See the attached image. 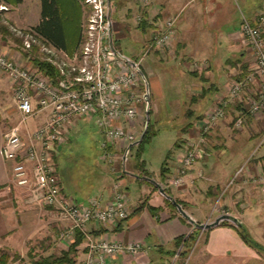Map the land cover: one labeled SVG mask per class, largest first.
Instances as JSON below:
<instances>
[{
	"label": "crops",
	"instance_id": "obj_1",
	"mask_svg": "<svg viewBox=\"0 0 264 264\" xmlns=\"http://www.w3.org/2000/svg\"><path fill=\"white\" fill-rule=\"evenodd\" d=\"M146 1L143 3L140 0H112L111 5L116 9L112 36L115 46L121 37L133 34L146 47L151 36L163 30L166 19L176 18L171 44L161 52L153 51V54L156 58L160 57L159 60L165 64L164 68L174 67L179 71L177 74L181 78L188 80L185 94L188 100L185 115L188 120L183 128L189 123L192 125L187 130L182 128L183 138L180 137L175 142L180 153L173 159L167 157L163 162L161 169H166L164 180L179 167V160L187 142L198 137V127L207 110L221 99L229 101L226 117L218 121L205 136L201 160L189 170L184 184L180 187H169L167 179L162 182L161 169L160 173L155 175L141 158L139 161H133L136 160L135 156L131 169L125 173H116L114 178L104 174L101 169V180L88 193H83L79 188L81 186L76 185L70 175L62 171V180L59 177L62 194L78 205H84L92 197L111 199L114 194L113 185L119 181L127 195L130 209L127 219L123 221L108 224L88 223L85 234H82L83 239L72 254L73 264H84L88 253L87 239L95 242H120L123 245L142 243L144 251L134 256L127 253L118 254L107 258V264H156L158 259L164 256L170 259L180 255L183 248L172 255L166 253L174 251V239L186 235L191 228L179 218V213L175 214V211L166 205L168 199L161 193V189H166L173 200L181 202V209L193 224L198 226L209 224L223 215L236 219L243 226L245 222L256 223L255 220L258 222L264 219V193L260 184L251 181L252 177H264V118H255L249 113L245 95L236 99L229 98L228 94L229 84L247 74L254 63L253 55L240 33L241 18L244 16L253 21L264 0ZM21 3H15V0H0V6L8 7L7 11L14 12L13 17L8 20L12 25L19 28L25 25L36 26L40 21V1L35 0L36 8L30 19L26 14L20 16ZM57 6L63 21L67 47L64 52L51 49L59 59L72 60L78 48L76 43H79L81 36L83 6L80 1L77 3L74 0H65V3L57 0ZM136 15L142 17L139 24L134 22ZM28 22L31 24H26ZM0 24L6 23L2 21ZM69 24L72 25L71 37L67 35ZM4 27H0V53L23 65H29L21 50L16 49L11 40H5V28L9 32L10 29ZM136 58L134 55L128 59L134 61ZM194 63L199 65L197 69L193 68ZM140 70L146 82L147 101L143 110L145 115H141L134 126H128L134 133L136 142L145 128L144 126L141 129L142 120L147 122L150 112L149 83L142 65ZM1 77L5 79L4 85ZM8 88H11L8 80L0 73V251H10L23 258L24 253L21 250L26 251L30 241H37L42 245L44 252L32 255L59 256L61 252L69 250L75 231L70 230V225L55 209L27 205L24 202L25 190L9 185L14 162L6 161L1 151L4 127L11 122L13 113ZM44 119L45 114H37L28 121L30 128H35ZM237 123H240L239 127H236ZM135 146L136 144H132L130 150H125L123 168L130 152L135 154ZM169 153L171 154V151ZM248 159L250 160L244 173L227 187V191L222 193L219 199L222 188L227 186L235 172ZM146 172L148 176H145ZM76 197H80V200H76ZM214 198L218 200L217 207L214 206L209 213L202 212L201 206L207 207ZM147 206L158 208L160 211L154 217ZM171 215H174V218L170 219ZM64 233H68L69 237L63 238ZM199 233L204 237V241L196 255V261L202 264H209L211 261L219 264L216 261L221 260L226 261L224 264H264L262 255L246 245L229 226H219L207 231L200 229Z\"/></svg>",
	"mask_w": 264,
	"mask_h": 264
},
{
	"label": "built area",
	"instance_id": "obj_2",
	"mask_svg": "<svg viewBox=\"0 0 264 264\" xmlns=\"http://www.w3.org/2000/svg\"><path fill=\"white\" fill-rule=\"evenodd\" d=\"M79 1L84 18L74 59L61 60L51 48L40 46L45 60L59 72L56 82L30 63L23 65L0 53V73L11 86L19 118L16 126L4 131L1 151L6 161L14 162L9 185L25 190L27 205L53 208L70 225V230L85 234L90 222L108 224L127 219L130 213L127 195L122 184L116 181L111 199L92 197L84 205H78L62 194L55 157L69 140L75 120L87 119L93 120L101 131V160L112 163L114 155L108 148L120 146L125 150L135 143L136 137L128 126H134L142 115L147 95L140 70L143 57L130 61L122 58L116 49L112 36L116 9L111 5L112 1ZM141 21V15L134 17L136 24ZM175 23L176 18L165 20L163 30L151 36L143 56L169 47ZM16 32L22 38V51L30 52L35 45H40L33 34ZM240 33L254 63L247 74L229 84V98L238 99L245 95L249 113L255 118H264V2L253 21L242 16ZM198 67L197 63L193 64L194 69ZM228 102L221 99L207 110L198 127V137L187 142L179 167L167 178L169 187L182 186L189 170L199 163L205 136L218 121L225 119ZM40 113L45 114L44 121L30 128L28 121ZM239 126L237 123L236 127ZM250 159L235 172L226 188L244 173ZM251 181L260 184L264 193L262 175L252 177ZM62 237L67 238L69 234L64 233ZM87 240L88 253L84 264H107V258L118 254L134 256L144 251L140 242L123 245L106 240Z\"/></svg>",
	"mask_w": 264,
	"mask_h": 264
},
{
	"label": "rangeland",
	"instance_id": "obj_3",
	"mask_svg": "<svg viewBox=\"0 0 264 264\" xmlns=\"http://www.w3.org/2000/svg\"><path fill=\"white\" fill-rule=\"evenodd\" d=\"M65 3V0H60ZM8 7L0 6V23L3 21L6 24H0V27L6 25L9 27L10 32L5 28V33L3 36L5 40H11L16 49L22 46V38L17 36L16 31H27L31 26L25 25L24 27H15L9 21L13 17V10L7 11ZM36 8L35 0H24L20 5V16H28V19L32 18V13ZM16 12V11H15ZM26 14V15H24ZM18 15V12H17ZM9 20V21H8ZM26 24H31L30 22ZM67 27V35L71 37L70 27ZM15 42V43H14ZM116 49L120 56L124 59L132 58L134 55L137 58H142V67L145 69V74L148 79V102L150 114L148 116V121L151 125L152 130L155 135L151 138L150 142L143 145L141 160L145 161L150 171L155 175L160 173L161 166L167 157L173 159L174 156L178 155L180 151H177L175 142L180 137L183 138L182 132L183 126L188 120L185 112H187L188 106L186 99V87L188 85V80L181 78L178 74V70L174 67L165 66L159 59L160 57H154L153 51L149 54L143 56L146 49L142 42H139L133 34H126L121 37L117 42ZM39 55L38 53L35 54ZM63 60V59H62ZM186 70V65L183 66ZM178 73V74H177ZM2 76V75H1ZM3 79V77H1ZM190 79V78H188ZM5 79H3L2 84L4 85ZM8 87V86H7ZM10 91L9 99H11V109L13 111L10 117V123L6 125L5 130L14 127L18 124L19 118L13 103L12 89L8 88ZM142 115L145 114L142 112ZM145 120H142L141 129L145 126ZM183 128V129H182ZM182 129V130H181ZM144 130V129H143ZM179 141V140H178ZM103 142V137L101 131L95 125L93 120L87 119H76L70 129L69 140L63 144L59 149V154L56 159L57 169L60 179L62 180V171L64 174L70 175L73 181L78 184L83 193H88L91 191L92 187H95L96 183L101 180L99 171L107 173L110 178H114V175L121 173L123 169L129 170L131 166L134 165L133 161L134 152L131 151L128 155V161L123 168V156L124 148L120 146L111 147V154L114 155L112 163L104 162L101 160L103 151L101 149V144ZM116 149V150H115ZM171 151V154L169 153ZM133 155V156H131ZM131 156V157H130ZM132 161V162H130ZM120 179V178H119ZM114 179V180H119ZM115 182V181H114ZM65 189V188H64ZM228 188L223 187L219 199L227 191ZM224 190V191H223ZM65 194L68 192L64 190ZM223 191V192H222ZM67 192V193H66ZM223 193V194H222ZM94 194V193H93ZM131 195L129 191V196ZM80 197H76V200H80ZM217 198L212 199L211 204L201 206L202 212L207 211L209 213L214 206L217 207ZM208 209V210H207ZM178 213V212H177ZM264 220V219H263ZM263 220L256 221V223L250 221L244 223V229L249 237L257 242L263 249L260 251L262 258L264 259V222ZM252 222V223H251ZM204 241V237H200L192 243L190 249H188L187 255L184 257H163L158 259L156 264H202L196 261V255H198L201 245ZM39 242L30 241L28 247L23 251V258L19 256V259L9 260L8 264H29L28 253L31 250L32 253L39 255L44 251L41 249ZM5 252L9 256L13 257L15 253L10 251H0V254ZM180 252V251H179ZM219 264H224L226 261H216ZM209 264L212 263V261ZM232 264H235L232 262Z\"/></svg>",
	"mask_w": 264,
	"mask_h": 264
},
{
	"label": "trees",
	"instance_id": "obj_4",
	"mask_svg": "<svg viewBox=\"0 0 264 264\" xmlns=\"http://www.w3.org/2000/svg\"><path fill=\"white\" fill-rule=\"evenodd\" d=\"M22 0H15V3H21ZM41 5V13H40V21L39 23L28 29L26 32H29L30 34H33L39 41L40 45H35L30 52H22L23 56L28 59V62L33 66L39 69L46 77L50 78L53 82H56L59 79V72L57 68L50 62L45 60V55L40 52V46L44 45L48 48H54L58 51H66V35L64 33V27H63V21L61 18L60 11L57 6V0H39ZM78 3L79 0H74ZM112 1V0H110ZM78 42L76 43V45ZM22 49V46L20 47ZM38 53L39 55H35ZM30 56V58H29ZM150 114V112L148 113ZM192 123H189L185 126V130L190 127ZM155 135V132L152 130L151 125L149 121L145 122V128L142 132V134L139 137V140L133 144H136L135 148V158L136 161H139L143 145L150 142L151 138ZM132 148V144L128 147L130 150ZM108 150L111 151V148H108ZM126 150V149H125ZM124 150V152H125ZM58 156L55 157V163ZM124 159V156H123ZM124 161V160H123ZM143 166V163H141ZM57 166V163H56ZM140 166V165H139ZM138 166V167H139ZM142 169V168H141ZM58 170V169H57ZM164 167L161 169V175H162V182H164V176H165ZM122 173H125V170L123 169L121 171ZM145 172V171H143ZM145 176H148V172L145 173ZM161 193L165 196L166 199V205L175 211V214L178 211L177 206L180 208L182 206L181 202L177 200H173L166 189H161ZM177 205V206H176ZM176 207V208H175ZM141 208V207H140ZM147 209L152 214V216H156L157 213L160 211L158 208H153L150 206H147ZM177 209V210H176ZM180 214V213H179ZM174 218V215L170 216V219ZM183 222H186L187 225L191 228V231L187 233L184 236L177 237L173 241V247L174 251H167L166 254L172 255L175 254L177 251H179L180 248H183V251H181L179 254L180 256H186L188 253V249L191 248L192 243H194L195 240H197L199 236V226L197 224H193L188 218L182 217L180 215L179 217ZM219 226H229L232 229H234L239 237L244 241L246 245L249 247L255 249L257 252L261 253L262 247L252 240L249 235L246 233L243 225L240 223H234L232 218L229 219H221L219 222L211 227H209L207 230H210L215 227ZM83 239L82 233L75 230V236L73 243L70 244L69 250L61 252L59 256H48V257H36L35 255H32V252L30 251L28 254V258L30 260V264H73L74 258L72 254L76 252V246L81 242ZM16 260L19 259V255L14 254L13 257L9 256V254L2 252L0 254V264H8L9 260Z\"/></svg>",
	"mask_w": 264,
	"mask_h": 264
},
{
	"label": "water",
	"instance_id": "obj_5",
	"mask_svg": "<svg viewBox=\"0 0 264 264\" xmlns=\"http://www.w3.org/2000/svg\"><path fill=\"white\" fill-rule=\"evenodd\" d=\"M177 206V205H176ZM177 208H178V211H179V213H180V215L182 216V217H186V218H188L191 222H192V220L184 213V211L179 207V206H177ZM229 218H231V217H229V216H227V215H223V216H221V217H219V218H217V219H215L213 222H211V223H209V224H204V225H200L199 226V228L200 229H208L209 227H211V226H213V225H215V224H217L218 222H219V220H221V219H229ZM232 220H233V222L234 223H239L236 219H234V218H232ZM193 223V222H192Z\"/></svg>",
	"mask_w": 264,
	"mask_h": 264
}]
</instances>
